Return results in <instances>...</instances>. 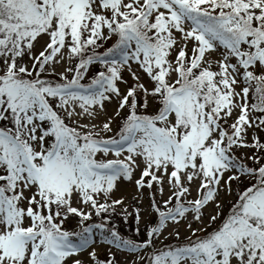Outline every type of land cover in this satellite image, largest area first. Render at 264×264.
Instances as JSON below:
<instances>
[{"label": "snow or ice", "instance_id": "obj_1", "mask_svg": "<svg viewBox=\"0 0 264 264\" xmlns=\"http://www.w3.org/2000/svg\"><path fill=\"white\" fill-rule=\"evenodd\" d=\"M217 51L214 70L208 56ZM25 55L30 65L20 63ZM124 71L134 83L121 93ZM113 98L115 136L100 135L112 132L111 116L100 131L79 123ZM0 122V264H82L85 251L96 264H115L111 252L101 261L89 250L95 229L116 249L153 250L149 264H264V157L236 155L264 151L258 137L246 139L249 129L264 130V0H0ZM137 169L135 187L148 190L158 217L141 242L104 215L123 204L108 200ZM245 182L223 214L220 192ZM165 183L162 210L156 193ZM193 184L198 195L189 199ZM210 202L219 211L205 224ZM93 214L103 219L85 225ZM70 217L78 231L65 229ZM185 222L184 241L155 247L169 223Z\"/></svg>", "mask_w": 264, "mask_h": 264}, {"label": "rangeland", "instance_id": "obj_2", "mask_svg": "<svg viewBox=\"0 0 264 264\" xmlns=\"http://www.w3.org/2000/svg\"><path fill=\"white\" fill-rule=\"evenodd\" d=\"M177 36H179V34H177ZM47 37H41L36 43H35V47L33 49V53L34 54H38L39 51L43 50L44 47L46 46V41H47ZM179 44L177 45V48H179ZM193 46V42H189L188 43V50H189V55L191 54V48ZM99 51H101V49H99ZM174 57V54H173ZM209 59H211L213 61V68L216 67L215 65V61L221 59V54L220 51L211 53L208 56ZM235 61L233 60V63ZM20 63L23 64H27L30 65L31 64V60L29 59L28 55H25L23 57L22 60H20ZM64 64H62L61 66H59L57 68V71H63L64 68ZM132 70L136 71L138 75L141 76V82L145 83L146 86L150 87V83L148 82V78L146 76V74H144L142 72V70H140L138 68V65L133 64L132 66ZM88 79H90L89 73H88ZM123 79L124 81H126L127 83H119L118 86L121 90V93H125L127 88H129L130 86H132V84L134 83V81L131 78V75L128 71H124L123 73ZM87 81V79H86ZM239 87H237V91H239ZM118 107V102L115 98H113L112 102H105L104 104V111H100L99 109H97V116L95 119H88V118H81L79 123L81 124H88L90 127L91 125H96V131H100V129H102V125L104 122H107L108 117H113V122L111 124L112 127V132L109 133H105L100 131V135L102 137H110V136H115L116 132H118L119 130V123H120V119L119 118H115V111L116 108ZM155 105H152L149 107L148 111L152 112L155 110ZM127 110H124L122 112V116L126 114ZM239 114L238 111L234 112L233 117L231 119H229L228 121V125H230L233 120L235 119V117ZM1 123H6V122H0V126ZM228 125H226L228 127ZM264 134V130L261 129H257V128H253V129H249L248 131V135L246 137L247 141L249 143L252 142V137H263L261 135ZM49 140H51V138H49ZM47 143V141H46ZM252 148H242L236 151V155L237 156H245L248 157L250 155H252V152H250ZM100 158V157H98ZM109 159L114 158L112 156L107 157ZM246 163L250 166H258L257 164H255L253 161L251 162V160H246ZM142 169H137L136 172L134 173L133 179L132 181H119L117 183V186L115 187V189L113 190V192L111 193L110 199L108 200V203H111L112 200H117V199H123V204L121 205H117L116 209L114 212H110L113 213L114 215L118 214V211H122L124 213L125 216H127V219L124 220L125 223L127 224H113L112 226H115V228L118 230V232L120 233V235L122 237L125 238H129L132 239L134 241L140 242L141 240L146 239V225H155L156 222L158 221V217L152 212V209L150 207L151 204V196L148 194V190L145 189L144 190V194H141L138 192V190L135 187V180L139 179L140 176V171ZM247 186V182H245L244 185H241L239 188L237 187V185L235 183H233L232 185V192L228 193L225 190H222L218 196V200L220 202V204L222 205V212L225 210V207L228 205L230 206L232 204V202L235 201L236 199V193L238 191L243 190V187ZM196 185L193 184L192 185V194L191 197H189V199H195L197 198V191H196ZM170 195V190L167 186V183H165V191L163 193V195H161L159 192L156 193V200L158 203H160L161 208H163V200L167 199V197ZM100 202H104V197L101 196L100 197ZM73 206H78L75 204ZM139 209L140 211V220L138 221L136 219V209ZM125 209H127V212H125ZM219 211L214 204H212L211 202L202 209L203 212V219L205 224L208 223V221L210 220V217L212 215H215L216 212ZM128 213H131V215H128ZM108 214V213H106ZM92 220V219H91ZM90 220V221H91ZM87 221L86 223L90 222ZM191 221V217H189V222ZM186 223H181L179 225H172L171 223H169V226L167 228V230L164 232V237L160 238L159 240L156 241V245L155 247L158 249L163 248L165 245H169L172 242H176V238L174 233L179 230L180 232V240L179 243L184 241L189 235V231L187 229ZM65 229L68 231H78L80 224H79V218L77 217H70L67 221H65V225H64ZM193 228H199L201 227V225L199 223H193L192 224ZM212 227H215V225H211L207 228V231H211ZM137 228H139V232H137ZM169 233H173V235H169ZM106 231L105 232H101V230L99 229H95L94 230V243L92 245L89 246V250H91L92 248H95V250L97 251V259L101 260V261H105L107 255L109 254V252L112 253V255L115 258V264H145L146 258L150 255V253L153 251L151 249L149 250H143V249H137L136 253L130 252L127 249H116L115 246L113 245H108L104 239L103 236L106 235ZM142 257V259L140 258ZM80 259L82 260V264H96L95 261H92L88 256H87V252L85 251L84 253L80 254Z\"/></svg>", "mask_w": 264, "mask_h": 264}, {"label": "trees", "instance_id": "obj_3", "mask_svg": "<svg viewBox=\"0 0 264 264\" xmlns=\"http://www.w3.org/2000/svg\"><path fill=\"white\" fill-rule=\"evenodd\" d=\"M114 42H115V38H113L112 40H109L108 42H106L104 44V47L101 48V51H103L107 47H110ZM98 68H99V65L90 66V71H89L90 78L95 74V71ZM84 82H87V81H84ZM1 126H3V123H1ZM261 136H263V137H258V138H259V140H260L261 143H264V134L261 135ZM250 152H252V155H250V156L256 155V156L264 157V151H259V150L255 149V148H252L250 150ZM259 163H264V159H261L259 161ZM231 205L230 206L227 205L225 207V210L223 211V214H227L229 212V210L231 208ZM162 210H166V209H162ZM104 215L107 216V218H108L107 219V223H108V226L109 227H111L113 224H116V223L117 224H127V223L124 222V220H126V219H125L124 213L121 210L118 211V214L117 215H114L113 213H108V214H104ZM102 219H103V217H97V216H95L93 214L92 220L90 221V223H100ZM178 243H179V241H176V242L170 243L169 245L176 246ZM110 258H112V257H110L109 254H108L107 257H106V260L107 259H110ZM150 259H151V255H149L146 258L145 264H149Z\"/></svg>", "mask_w": 264, "mask_h": 264}]
</instances>
